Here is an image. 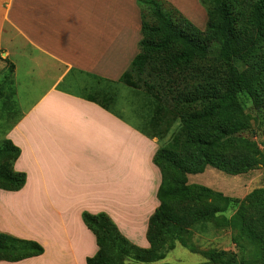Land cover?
<instances>
[{"label":"crops","instance_id":"0c3cea01","mask_svg":"<svg viewBox=\"0 0 264 264\" xmlns=\"http://www.w3.org/2000/svg\"><path fill=\"white\" fill-rule=\"evenodd\" d=\"M167 1L206 28L200 0ZM141 29L137 0H0V125L10 127L3 142L20 149L14 169L26 176L22 190H0V233L44 249L0 264H87L98 245L84 212L105 213L150 248L163 143L78 90L81 73L118 82Z\"/></svg>","mask_w":264,"mask_h":264},{"label":"trees","instance_id":"16d2710c","mask_svg":"<svg viewBox=\"0 0 264 264\" xmlns=\"http://www.w3.org/2000/svg\"><path fill=\"white\" fill-rule=\"evenodd\" d=\"M200 3L208 16L204 30L167 0H137L142 20L139 53L117 83L143 90L151 98L153 115L148 123L154 131L146 135L162 141L178 119L179 128L154 157L162 182L160 206L149 220L150 249L130 242L105 213L84 212L83 221L98 245L87 264H128L125 259L131 252L147 255L144 262L163 261L165 253L157 252L155 237L170 234L174 226L182 231L216 220L217 213L232 206L237 208L232 217L219 220L238 228L242 239L260 244L264 253V187L238 199L188 182L190 175L202 174L208 166L232 176L264 166V154L256 143L239 135L251 128L242 96L251 101L264 134V0ZM233 146L238 151L227 152ZM2 153L11 159L0 169V179L8 182L0 190H22L26 176L14 169L20 149L6 140ZM235 240L241 246L240 239ZM0 252L17 256L0 261L17 262L39 256L44 249L37 242L0 233ZM203 254L218 262L227 253L208 250Z\"/></svg>","mask_w":264,"mask_h":264},{"label":"rangeland","instance_id":"374dc122","mask_svg":"<svg viewBox=\"0 0 264 264\" xmlns=\"http://www.w3.org/2000/svg\"><path fill=\"white\" fill-rule=\"evenodd\" d=\"M187 6L190 7L189 0ZM212 62L214 65H218L216 62ZM237 64L242 68L240 63ZM78 80L80 81L78 90L84 96L93 98L95 101L106 106L108 105L114 113L131 122L138 123L145 132L153 133L154 130L148 123L153 115V103L145 91H137L122 83L106 81L82 73L78 76ZM109 98H113V101L109 100ZM241 101L246 114L251 118V128L242 131L239 135L244 138H249L250 140L252 139L264 154V134L262 135L261 132L263 131L259 129V125L254 118L257 113L253 109L251 101L245 96L241 97ZM9 128L7 124L0 125V147L3 146L4 136ZM178 128L179 119L169 133L161 139L162 142L167 143ZM233 151H238V147H229L227 152ZM7 157L8 154H0V169H2L5 164H9L11 158L8 159ZM6 158L8 163H6ZM188 182L190 184H199L209 187L226 196L243 199L251 191L264 187V166L261 165L255 170L239 176H232L208 166L204 173L190 175L188 177ZM7 183L5 184V182L0 179L1 188L5 187ZM236 210L237 208L232 206L225 212L217 213L219 218L216 220L197 223L182 231L174 226L170 234H167V232L160 234V238L155 237V241H157V252L165 253L166 258L163 261L144 262V260L148 259V256L139 255L134 252H131V254L126 257L125 261L128 264H260L262 252L261 245L242 239L238 228H233L229 224L219 220L221 218H231ZM235 239H240L242 243L241 246ZM183 241L187 244H182ZM208 250L225 251L227 254L218 262H211L203 254ZM262 254L264 253L262 252ZM16 257L17 256L12 255V252H0V259H14ZM262 263L263 261H261V264Z\"/></svg>","mask_w":264,"mask_h":264}]
</instances>
